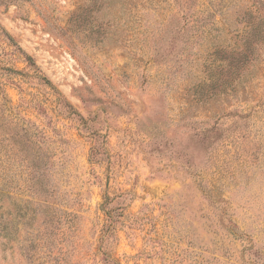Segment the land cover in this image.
I'll use <instances>...</instances> for the list:
<instances>
[{
    "label": "rangeland",
    "instance_id": "obj_1",
    "mask_svg": "<svg viewBox=\"0 0 264 264\" xmlns=\"http://www.w3.org/2000/svg\"><path fill=\"white\" fill-rule=\"evenodd\" d=\"M0 135V264H264V0H0Z\"/></svg>",
    "mask_w": 264,
    "mask_h": 264
},
{
    "label": "trees",
    "instance_id": "obj_2",
    "mask_svg": "<svg viewBox=\"0 0 264 264\" xmlns=\"http://www.w3.org/2000/svg\"><path fill=\"white\" fill-rule=\"evenodd\" d=\"M27 59H29V58H27ZM0 141H1V142H4V139H3V138L1 139V135H0ZM1 142H0V143H1ZM1 149H2L3 151H5V152H6V151H9V149H8L7 147H5V148H1Z\"/></svg>",
    "mask_w": 264,
    "mask_h": 264
}]
</instances>
